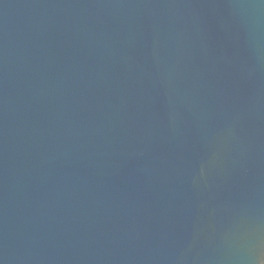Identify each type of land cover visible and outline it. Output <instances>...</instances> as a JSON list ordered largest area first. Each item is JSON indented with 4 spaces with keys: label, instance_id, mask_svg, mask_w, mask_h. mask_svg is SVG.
Returning <instances> with one entry per match:
<instances>
[{
    "label": "water",
    "instance_id": "water-1",
    "mask_svg": "<svg viewBox=\"0 0 264 264\" xmlns=\"http://www.w3.org/2000/svg\"><path fill=\"white\" fill-rule=\"evenodd\" d=\"M0 264H264V0H0Z\"/></svg>",
    "mask_w": 264,
    "mask_h": 264
}]
</instances>
